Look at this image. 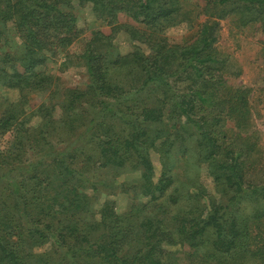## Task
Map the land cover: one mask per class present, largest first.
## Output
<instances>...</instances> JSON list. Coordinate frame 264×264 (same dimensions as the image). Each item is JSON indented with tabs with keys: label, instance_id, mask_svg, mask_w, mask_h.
Returning a JSON list of instances; mask_svg holds the SVG:
<instances>
[{
	"label": "trees",
	"instance_id": "16d2710c",
	"mask_svg": "<svg viewBox=\"0 0 264 264\" xmlns=\"http://www.w3.org/2000/svg\"><path fill=\"white\" fill-rule=\"evenodd\" d=\"M81 1L107 24L122 13L141 25L114 26L149 53L122 55L110 35L92 32L76 57L87 85L53 92V106L30 114L40 122L0 103V137L11 134L0 150V264H264V162L255 134L235 131L249 124L248 91L227 84L239 69L215 47L229 16L264 33V0H205L189 44L163 34L190 21L181 0ZM8 24L20 43L0 54V86L22 100L53 85L46 49L82 32L69 0H0V43ZM117 168L139 171L123 211L110 198L129 186L108 177Z\"/></svg>",
	"mask_w": 264,
	"mask_h": 264
},
{
	"label": "rangeland",
	"instance_id": "374dc122",
	"mask_svg": "<svg viewBox=\"0 0 264 264\" xmlns=\"http://www.w3.org/2000/svg\"><path fill=\"white\" fill-rule=\"evenodd\" d=\"M70 5L77 16V24L81 29V35L70 46L61 49H46L47 59L42 69H44L53 78V85L46 91L28 92L21 100L17 90L7 89L0 86L1 109H4L9 103H19V110H24L22 117L29 119V125H35L41 118L37 114H32L40 105L53 106L57 100H54L55 93L62 88H84L88 83L85 68L77 61V55L82 51L85 41L91 36L92 32L100 31L112 37L115 50L124 55L129 52L139 51L148 54V48L139 40L131 38L124 27L118 29L114 25H131L140 28L125 14H118L117 21L113 25L98 19L89 2L81 0H69ZM186 8L193 9L194 13L191 19H178L170 25L165 31L164 36L170 43L189 44L195 37L199 24L205 19L199 14L205 0H181ZM264 33L257 23L249 24L245 27H237L233 16L220 20V29L218 39L215 43L217 51L222 55H228L232 58V63L239 74L226 77L227 84L235 88L247 90L248 118L249 124L245 129L235 130L243 134L254 133L258 138L259 156L264 162ZM8 42L0 43V54L4 52L14 53L20 39L15 34V29L11 24L7 26ZM55 92V93H53ZM60 109L55 105L52 110V117L58 118ZM228 127H234V123L229 121ZM11 134L6 133L0 137V150L9 144ZM60 146V145H59ZM58 147V146H57ZM60 148V147H59ZM150 159L153 165L154 179L160 173L161 163L159 155L150 151ZM258 155V154H257ZM108 177H112L117 184L128 183L127 193L115 191L110 198L115 203L117 211H123L130 204L133 192L131 186L139 176V171L135 168L109 169ZM201 182L207 189V193L214 194L211 177L206 173L205 165L202 166ZM131 195V196H130ZM145 199V197H142ZM203 203L208 204L207 198H203ZM259 228L264 229V223H260ZM47 247V245H46Z\"/></svg>",
	"mask_w": 264,
	"mask_h": 264
}]
</instances>
